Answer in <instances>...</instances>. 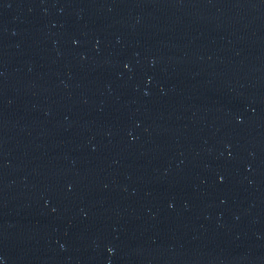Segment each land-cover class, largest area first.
<instances>
[{"label":"water","instance_id":"water-1","mask_svg":"<svg viewBox=\"0 0 264 264\" xmlns=\"http://www.w3.org/2000/svg\"><path fill=\"white\" fill-rule=\"evenodd\" d=\"M0 264H264V0H0Z\"/></svg>","mask_w":264,"mask_h":264}]
</instances>
